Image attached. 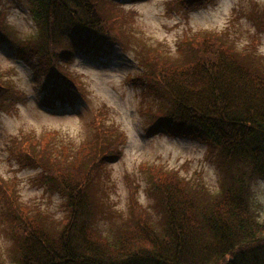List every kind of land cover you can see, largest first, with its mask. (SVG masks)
I'll use <instances>...</instances> for the list:
<instances>
[{
    "label": "trees",
    "instance_id": "1",
    "mask_svg": "<svg viewBox=\"0 0 264 264\" xmlns=\"http://www.w3.org/2000/svg\"><path fill=\"white\" fill-rule=\"evenodd\" d=\"M29 1L36 33L17 43V52L30 64L39 106L50 112L70 111L75 97L84 95L82 78L68 66L73 48L78 45L92 56H108L121 35L118 21L133 20L135 14L125 13L123 3L139 0ZM207 1L179 0L170 5L190 10ZM4 14L0 9V37ZM137 41L139 64L146 71L132 81L150 84V92L157 91V82L168 100L152 111L153 131L198 135L219 149L223 162L245 164L248 169L237 176L229 169L232 182L227 176L226 183L212 191L191 186L177 170L162 164L154 167L151 181L162 195V220L154 224L148 220L132 194L133 215L110 238L94 224L90 191L98 171L113 158L109 151L119 153L117 146L124 139L118 135L112 142V135L104 139L101 134L108 149L99 152L94 133L101 117L91 122L94 129L77 146L58 141L57 132L41 138L29 135L20 144L14 138L8 150L17 162L40 168L36 177L53 180L68 202L66 218L54 228L47 224L49 214L36 208L33 213L4 192L1 199L8 211L2 219L15 238L17 264H264V219L253 208L250 189L251 180L264 179V55L256 52L254 43L235 49L222 33L210 30L185 34L176 52L139 37ZM2 82L4 108L12 93L21 92L14 83Z\"/></svg>",
    "mask_w": 264,
    "mask_h": 264
},
{
    "label": "rangeland",
    "instance_id": "2",
    "mask_svg": "<svg viewBox=\"0 0 264 264\" xmlns=\"http://www.w3.org/2000/svg\"><path fill=\"white\" fill-rule=\"evenodd\" d=\"M171 1L179 4V0L124 2V12L135 14L133 20L127 17L118 21L121 35L110 46L108 56H92L76 45L68 66L82 78L80 89L84 95L75 97L72 110L50 112L39 106V91L30 64L17 52V43L36 33L32 4L29 0H0V9L5 12L0 37V83L12 82L21 92L12 93L5 107H0V177L5 182H0V264H17L19 259L11 228L2 219L8 211L2 196L9 194L31 207L32 212L34 208L41 209L44 216L50 215L47 224L54 228L68 214L66 194L55 182L36 177L40 168L20 165L8 150L14 138L20 144L29 135L41 138L57 132L58 141H71L77 146L94 129L91 122L101 117L94 133L99 152L102 147L108 149L100 136L105 139L112 135V142L119 136L124 139L117 146L119 153L109 151L113 158L98 171L90 191L92 207L96 208L94 224L110 238L133 215L132 194L142 211L147 212L148 220L153 224L162 220V195L151 181L150 170L154 167L162 164L177 170L191 186H205L212 191H218L227 176L231 183L232 174L237 176L248 169L245 164L223 162L219 149L198 135L153 131L152 111L165 105L167 97L157 82V91L150 92V84L145 82L142 86L132 80L146 71L139 64L137 37L141 42L176 52L185 34L210 30L222 33L235 49L244 50L254 43L256 52L264 55V0H209L190 10L174 9ZM250 189L253 208L264 219V179L251 180Z\"/></svg>",
    "mask_w": 264,
    "mask_h": 264
}]
</instances>
